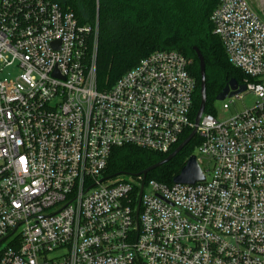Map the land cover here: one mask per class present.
I'll list each match as a JSON object with an SVG mask.
<instances>
[{
	"label": "built area",
	"instance_id": "obj_1",
	"mask_svg": "<svg viewBox=\"0 0 264 264\" xmlns=\"http://www.w3.org/2000/svg\"><path fill=\"white\" fill-rule=\"evenodd\" d=\"M210 21L255 102L203 111V179L166 184L102 174L113 147L166 153L194 128L190 61L157 50L99 90L97 24L0 0V264H264V20L219 0Z\"/></svg>",
	"mask_w": 264,
	"mask_h": 264
},
{
	"label": "trees",
	"instance_id": "obj_2",
	"mask_svg": "<svg viewBox=\"0 0 264 264\" xmlns=\"http://www.w3.org/2000/svg\"><path fill=\"white\" fill-rule=\"evenodd\" d=\"M70 9L79 25L92 29L97 24L96 85L99 90L111 88L139 60L157 50H175L189 61L194 77L193 121L200 102L199 62L196 46L205 62L206 104L204 111L215 115V96L230 78L239 84L244 74L231 65L220 39L213 33L210 14L219 0H52ZM87 53L92 52L93 33L85 36ZM186 129L178 143L166 153H157L134 145L113 147L103 176L133 175L158 162L184 140ZM198 136H194L171 160L147 173V179L171 184L189 155L193 154Z\"/></svg>",
	"mask_w": 264,
	"mask_h": 264
},
{
	"label": "water",
	"instance_id": "obj_3",
	"mask_svg": "<svg viewBox=\"0 0 264 264\" xmlns=\"http://www.w3.org/2000/svg\"><path fill=\"white\" fill-rule=\"evenodd\" d=\"M192 49L194 50L196 57L198 59V62H199V79H200L199 80L200 102H199V106L197 108V111L194 117V128L189 133V135L184 140H182L178 144V146L172 152H170L166 157L146 167L142 171L136 174H133V176L141 175L142 179L144 180L149 171L171 160L195 136L196 126L205 109V104H206V71H205L204 58L200 50L196 46H193ZM243 91H245V85L239 84L234 78H230L227 81V83L224 85V87L221 89V91L215 96V100L222 101L227 96L228 97L236 96ZM117 175H120V174H117ZM202 179H203V174L196 160V156L194 154H191L187 157L186 162L180 169L179 173L173 177L172 182L192 184V183L201 181Z\"/></svg>",
	"mask_w": 264,
	"mask_h": 264
},
{
	"label": "rangeland",
	"instance_id": "obj_4",
	"mask_svg": "<svg viewBox=\"0 0 264 264\" xmlns=\"http://www.w3.org/2000/svg\"><path fill=\"white\" fill-rule=\"evenodd\" d=\"M250 7L264 20V0H246ZM8 71H6L7 73ZM230 101V98H227ZM255 102V97L250 91H243L240 98L234 97L232 103H230V108L228 110H223L222 101L215 100L214 107L217 109L219 119H223L231 116L232 114L243 111L245 108H250ZM195 152V150H194ZM193 152V153H194Z\"/></svg>",
	"mask_w": 264,
	"mask_h": 264
}]
</instances>
